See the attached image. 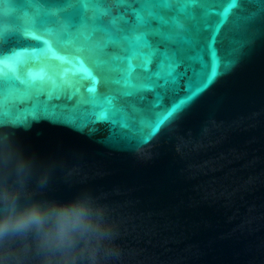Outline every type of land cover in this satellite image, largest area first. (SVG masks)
Here are the masks:
<instances>
[{
	"label": "water",
	"instance_id": "obj_1",
	"mask_svg": "<svg viewBox=\"0 0 264 264\" xmlns=\"http://www.w3.org/2000/svg\"><path fill=\"white\" fill-rule=\"evenodd\" d=\"M110 3L118 12L116 0ZM36 35L31 44L40 55L33 62L59 63L39 45L47 39L64 55L51 37ZM216 48L226 60L223 32ZM70 79L87 98V79ZM173 99V114L133 151L115 143L127 130L99 113L85 127L41 117L17 134L83 181L58 182L54 195L67 197L83 187L105 198L115 210L129 264H264V34L252 36L235 62L219 69L194 98L181 91ZM164 103L171 111L173 104Z\"/></svg>",
	"mask_w": 264,
	"mask_h": 264
},
{
	"label": "snow or ice",
	"instance_id": "obj_2",
	"mask_svg": "<svg viewBox=\"0 0 264 264\" xmlns=\"http://www.w3.org/2000/svg\"><path fill=\"white\" fill-rule=\"evenodd\" d=\"M0 5V122L26 130L51 117L85 127L99 113L127 130L115 142L123 151L148 144L176 110L174 97L184 91L194 98L252 36L264 34V0H116L118 12L110 0ZM222 32L226 60L216 48ZM37 33L64 54L39 39L59 63L33 62L40 55L31 44ZM76 76L92 85L84 88L87 98L72 83ZM62 99L69 103H52Z\"/></svg>",
	"mask_w": 264,
	"mask_h": 264
},
{
	"label": "clouds",
	"instance_id": "obj_3",
	"mask_svg": "<svg viewBox=\"0 0 264 264\" xmlns=\"http://www.w3.org/2000/svg\"><path fill=\"white\" fill-rule=\"evenodd\" d=\"M75 177V169L28 147L14 124L0 122V264H129L103 196L83 187L53 194L58 182L83 183Z\"/></svg>",
	"mask_w": 264,
	"mask_h": 264
}]
</instances>
